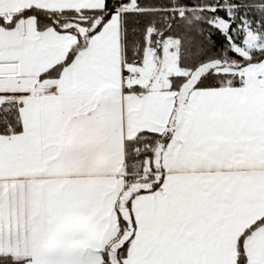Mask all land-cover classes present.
<instances>
[{
    "label": "snow or ice",
    "instance_id": "obj_1",
    "mask_svg": "<svg viewBox=\"0 0 264 264\" xmlns=\"http://www.w3.org/2000/svg\"><path fill=\"white\" fill-rule=\"evenodd\" d=\"M0 264H264V0H0Z\"/></svg>",
    "mask_w": 264,
    "mask_h": 264
}]
</instances>
